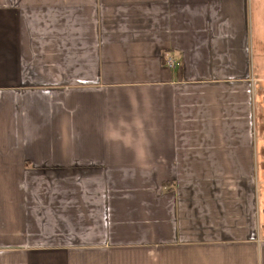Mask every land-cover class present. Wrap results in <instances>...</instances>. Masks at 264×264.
Returning a JSON list of instances; mask_svg holds the SVG:
<instances>
[{
  "label": "crops",
  "instance_id": "obj_1",
  "mask_svg": "<svg viewBox=\"0 0 264 264\" xmlns=\"http://www.w3.org/2000/svg\"><path fill=\"white\" fill-rule=\"evenodd\" d=\"M0 264H264V0H0Z\"/></svg>",
  "mask_w": 264,
  "mask_h": 264
},
{
  "label": "built area",
  "instance_id": "obj_2",
  "mask_svg": "<svg viewBox=\"0 0 264 264\" xmlns=\"http://www.w3.org/2000/svg\"><path fill=\"white\" fill-rule=\"evenodd\" d=\"M167 65L171 68H176L178 66V64L176 63V61H174L172 58H169L167 60Z\"/></svg>",
  "mask_w": 264,
  "mask_h": 264
}]
</instances>
